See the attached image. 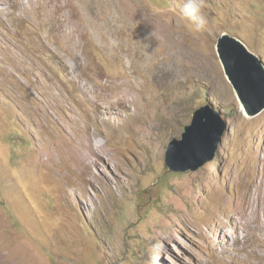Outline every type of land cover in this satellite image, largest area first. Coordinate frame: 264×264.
Listing matches in <instances>:
<instances>
[{"label": "rangeland", "instance_id": "374dc122", "mask_svg": "<svg viewBox=\"0 0 264 264\" xmlns=\"http://www.w3.org/2000/svg\"><path fill=\"white\" fill-rule=\"evenodd\" d=\"M32 1L0 4V264H264V111L247 117L217 47L264 62V0H205L202 29L182 0ZM113 87L137 91L129 111L101 110ZM206 105L228 124L215 159L171 171Z\"/></svg>", "mask_w": 264, "mask_h": 264}, {"label": "water", "instance_id": "95a60500", "mask_svg": "<svg viewBox=\"0 0 264 264\" xmlns=\"http://www.w3.org/2000/svg\"><path fill=\"white\" fill-rule=\"evenodd\" d=\"M218 53L225 73L248 118L264 111V62L239 38L225 33ZM228 129L222 113L212 105L199 109L182 140H173L166 151L165 165L173 172H196L212 162ZM179 161H182L181 165Z\"/></svg>", "mask_w": 264, "mask_h": 264}, {"label": "bare ground", "instance_id": "6f19581e", "mask_svg": "<svg viewBox=\"0 0 264 264\" xmlns=\"http://www.w3.org/2000/svg\"><path fill=\"white\" fill-rule=\"evenodd\" d=\"M17 1L18 0H3V2H0V4H7V5H10L12 7H16L17 6ZM27 2V5L29 6L28 8L29 9H32V11L34 10V7L36 8L37 6H40L39 2L38 1H32V0H26ZM123 2V1H122ZM126 2V1H125ZM124 3V2H123ZM126 4V3H125ZM64 5V4H63ZM127 5H129L127 3ZM126 16H129L132 20L136 19H140L142 17L141 14H138V13H133L131 10H128L126 12ZM71 21V20H70ZM57 22V20L55 21ZM74 22V21H73ZM61 25V24H60ZM75 25V24H74ZM63 28V26H61ZM61 28V29H62ZM77 28V27H76ZM63 30V29H62ZM71 30V29H70ZM76 33L77 31L75 30V28L73 29V31L71 32H68V35L66 36L67 39H68V43H72L75 44L76 48H81V44H83L82 40H81V37L77 38V42H75V36H76ZM74 46V47H75ZM107 84V83H106ZM125 83H123L122 85H124ZM80 85V84H79ZM81 86V85H80ZM82 91L84 94H86L87 92H91L93 95H91L90 97L87 96V98L92 101V102H97V100L95 99L94 95L96 96L95 92L93 91V88L89 89V90H86V86L85 87H82ZM117 88L116 87H113V101H111V103L109 104H104L103 106H101V110L102 111H108L110 108H116L117 110L119 111H126V110H130V107L131 105H135L136 104V101H138L137 99V91H133V89H124L123 93L122 94H118L117 92ZM106 100V99H105ZM98 104V103H97ZM99 105V104H98ZM132 115H138V111L135 109V110H132L131 111V116ZM112 119V118H111ZM116 121V120H115ZM93 143V142H92ZM90 142V144H92ZM89 144V145H90ZM104 144L103 142H101V140L97 139L94 144L90 145L89 146V156L90 155H94L98 152V150H102ZM104 149V148H103ZM87 156V155H86ZM91 158V157H90ZM88 163H89V166H92L94 165V162L90 159L88 160ZM88 170V174H89V167L86 169Z\"/></svg>", "mask_w": 264, "mask_h": 264}, {"label": "clouds", "instance_id": "9594fccd", "mask_svg": "<svg viewBox=\"0 0 264 264\" xmlns=\"http://www.w3.org/2000/svg\"><path fill=\"white\" fill-rule=\"evenodd\" d=\"M204 8L205 0H182L180 5V13L184 18L191 21L194 27L197 29H202L208 24V19L204 12Z\"/></svg>", "mask_w": 264, "mask_h": 264}]
</instances>
